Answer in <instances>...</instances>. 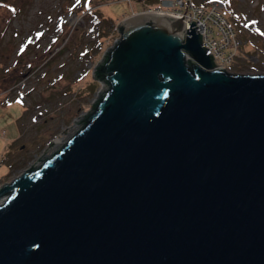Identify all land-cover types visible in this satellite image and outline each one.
Wrapping results in <instances>:
<instances>
[{"label": "water", "instance_id": "95a60500", "mask_svg": "<svg viewBox=\"0 0 264 264\" xmlns=\"http://www.w3.org/2000/svg\"><path fill=\"white\" fill-rule=\"evenodd\" d=\"M198 27L121 23L82 128L0 187V264H264V74Z\"/></svg>", "mask_w": 264, "mask_h": 264}, {"label": "rangeland", "instance_id": "374dc122", "mask_svg": "<svg viewBox=\"0 0 264 264\" xmlns=\"http://www.w3.org/2000/svg\"><path fill=\"white\" fill-rule=\"evenodd\" d=\"M165 2L0 0V187L41 166L82 128L108 88L95 69L121 23L155 4L174 8L175 0ZM195 3H220L231 21L239 54L230 72L264 74V0Z\"/></svg>", "mask_w": 264, "mask_h": 264}, {"label": "built area", "instance_id": "2783aa9c", "mask_svg": "<svg viewBox=\"0 0 264 264\" xmlns=\"http://www.w3.org/2000/svg\"><path fill=\"white\" fill-rule=\"evenodd\" d=\"M165 3H168V0ZM173 6L170 11L162 6L153 8L147 13L164 14L181 19L186 23L187 29L196 21L199 25L196 28L197 33L202 34V45L209 49L207 54H212L214 57L215 68L230 72L233 68L230 63L234 62L239 54L237 34L220 3H214L209 7L197 4L195 0H175Z\"/></svg>", "mask_w": 264, "mask_h": 264}, {"label": "trees", "instance_id": "16d2710c", "mask_svg": "<svg viewBox=\"0 0 264 264\" xmlns=\"http://www.w3.org/2000/svg\"><path fill=\"white\" fill-rule=\"evenodd\" d=\"M156 6L155 7H158V6H160V5H157V4H155ZM144 6H141V10H143L144 8H143ZM146 9V8H145ZM119 31H121V28H119ZM108 54L106 53V56H105V60L103 61V62H106L107 60H108V56H107ZM102 62V63H103ZM95 76H96V73H95ZM102 79H98V81H101ZM100 101V99L93 105V110L92 111H94L95 110V107L97 106V103ZM32 169H37L36 167H33Z\"/></svg>", "mask_w": 264, "mask_h": 264}, {"label": "bare ground", "instance_id": "6f19581e", "mask_svg": "<svg viewBox=\"0 0 264 264\" xmlns=\"http://www.w3.org/2000/svg\"><path fill=\"white\" fill-rule=\"evenodd\" d=\"M56 143H60V141L56 140Z\"/></svg>", "mask_w": 264, "mask_h": 264}, {"label": "flooded vegetation", "instance_id": "af4514ba", "mask_svg": "<svg viewBox=\"0 0 264 264\" xmlns=\"http://www.w3.org/2000/svg\"><path fill=\"white\" fill-rule=\"evenodd\" d=\"M105 58V57H104Z\"/></svg>", "mask_w": 264, "mask_h": 264}]
</instances>
